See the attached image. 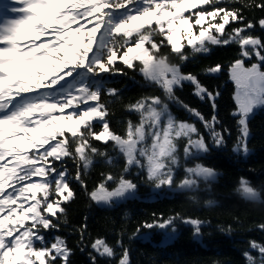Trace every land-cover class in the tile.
Listing matches in <instances>:
<instances>
[{"label": "snow or ice", "instance_id": "1", "mask_svg": "<svg viewBox=\"0 0 264 264\" xmlns=\"http://www.w3.org/2000/svg\"><path fill=\"white\" fill-rule=\"evenodd\" d=\"M235 4L236 0H0V264H72L74 253L67 240L57 235L49 241L47 233L60 230L66 202L76 195L73 183L97 206L112 207L135 198L138 185L128 178L133 168L157 190L196 192L201 183L216 180L213 167L188 162L198 161L212 146L226 144L229 130L220 128L216 115L219 92L209 90L196 73L184 71L214 46L238 48L239 58L230 65L237 86L233 116L238 135L232 150L250 153V119L255 109L264 107V34H255L257 26L264 32V16L247 19L242 8L264 12V0ZM249 60L254 62L248 65ZM222 68L215 64L205 71L211 75ZM126 69L138 71L163 96L145 95L128 103L126 110L139 119H128L121 134L110 126L111 101L104 96L121 97L119 88L108 86L109 78L126 75ZM185 84L211 104L210 119L176 95ZM170 103L182 107L189 119L174 115ZM121 158L120 174L101 172L100 181L88 191L85 177L97 162L115 166ZM181 167L184 175L177 180ZM236 192L245 201L261 200V192L245 177H240ZM177 220L191 225L193 236L203 234L205 221L180 213L143 227L168 230L171 239ZM256 227L264 230V223ZM76 231L84 244L87 224ZM248 244L243 252L246 264H264V243ZM90 248L91 264H99L98 257L109 264H131L122 240L111 245L96 238Z\"/></svg>", "mask_w": 264, "mask_h": 264}, {"label": "trees", "instance_id": "2", "mask_svg": "<svg viewBox=\"0 0 264 264\" xmlns=\"http://www.w3.org/2000/svg\"><path fill=\"white\" fill-rule=\"evenodd\" d=\"M252 2L253 0H236L235 6L242 7ZM259 2L260 0H255V3ZM242 10L245 17L253 21L264 16V12L258 8L243 7ZM255 34L262 35L264 32L257 26ZM237 58V46H214L209 54L198 56L184 67V71L196 73L209 90L219 92L216 115L220 128L229 130L225 133L226 144L221 148L212 146L198 161L188 162L190 166L200 162L213 167L218 172L216 180L208 185L201 183L196 192L167 188L157 192L144 181L143 174L133 168L128 178L137 183L139 193L135 198H129L112 207L97 206L79 184L73 183L76 195L73 200L66 202V213L61 220L60 230L47 233L49 241L57 235L67 240L74 253L71 256L72 264H91L88 253L92 251L90 245L96 238H104L111 245H115L118 239L122 240L123 247L129 249L131 264H246L243 252L249 250L248 242L255 240L264 243V230L256 227L264 223V107L257 108L250 119V153L244 156L233 152L238 132L237 118L233 116L236 109L235 85L230 78L229 68ZM215 64L223 65L222 71L207 74L205 70ZM109 79L108 86L119 88L121 97L114 100L104 96L106 101H111L108 104V119L112 129L123 134L128 119H139L136 114L128 112L125 106L141 96H163V93L158 88L147 85L138 71L126 69V75ZM176 95L185 103L199 109L207 118H211V104L194 96L190 84L177 89ZM169 107L178 118L189 119V114L178 104L170 103ZM200 127L207 136L203 126ZM68 166L73 167L71 162ZM122 169V158L115 166L98 161L85 177L88 191L100 181L101 172L111 171L118 175ZM183 175V168L177 169V180L182 179ZM240 177L247 178L261 192V200L245 201L237 194ZM192 196H196L195 201L191 199ZM207 200L215 203L206 205ZM176 213L205 221L203 234L200 237L193 236L192 226L180 220L176 221L177 233L171 239L163 240V231L158 227H143L145 222H162ZM64 220L67 221L66 224ZM85 223V241L80 244V233L76 229ZM137 228L140 229L139 233ZM222 228H230L231 231H221ZM82 247L84 251H81ZM117 251L122 249L117 247ZM252 254L257 253L253 250ZM98 261L99 264H109L106 258L98 257Z\"/></svg>", "mask_w": 264, "mask_h": 264}, {"label": "rangeland", "instance_id": "3", "mask_svg": "<svg viewBox=\"0 0 264 264\" xmlns=\"http://www.w3.org/2000/svg\"><path fill=\"white\" fill-rule=\"evenodd\" d=\"M252 62H254V60H250V61H248V62L246 61V64L249 65V64H251ZM234 83H235V82H234ZM235 85H236V84H235ZM236 92H237V86H236V89H235V92H234V96H235ZM258 108H259V107H258ZM152 188H153V187H152ZM156 190H157V189H156ZM163 190H164V189H159V190H157V192H159V191L161 192V191H163ZM137 193H139L138 188H137V191H136V195H137ZM176 229H177V228H176ZM160 230H161V229H160ZM162 231H163V237H162V239H163V240H165V239H169V238H168V230H164V229H162ZM176 233H177V231H176ZM176 233H175V234H176ZM175 234H174V235H175Z\"/></svg>", "mask_w": 264, "mask_h": 264}]
</instances>
